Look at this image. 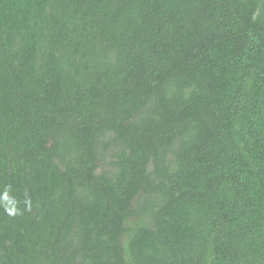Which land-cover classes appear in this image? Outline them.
Here are the masks:
<instances>
[{
	"label": "trees",
	"instance_id": "trees-1",
	"mask_svg": "<svg viewBox=\"0 0 264 264\" xmlns=\"http://www.w3.org/2000/svg\"><path fill=\"white\" fill-rule=\"evenodd\" d=\"M0 264H264V0H0Z\"/></svg>",
	"mask_w": 264,
	"mask_h": 264
}]
</instances>
